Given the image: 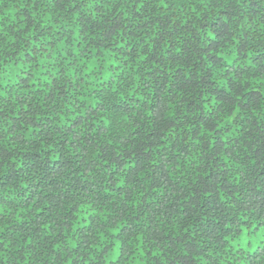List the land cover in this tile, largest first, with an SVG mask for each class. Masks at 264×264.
Returning a JSON list of instances; mask_svg holds the SVG:
<instances>
[{
  "label": "trees",
  "instance_id": "16d2710c",
  "mask_svg": "<svg viewBox=\"0 0 264 264\" xmlns=\"http://www.w3.org/2000/svg\"><path fill=\"white\" fill-rule=\"evenodd\" d=\"M5 2L53 27L0 67V264H264V0Z\"/></svg>",
  "mask_w": 264,
  "mask_h": 264
},
{
  "label": "snow or ice",
  "instance_id": "6c2138e0",
  "mask_svg": "<svg viewBox=\"0 0 264 264\" xmlns=\"http://www.w3.org/2000/svg\"><path fill=\"white\" fill-rule=\"evenodd\" d=\"M58 4L59 3H69L70 6L74 9L77 8V6L79 5V8H85V7H90L95 9L97 6H100L102 8L104 0H57ZM117 4H119V0H116ZM134 2L139 4V7L143 8L145 7L148 3L151 2V0H134ZM156 4L159 5V7L161 9L167 8L169 7V2L168 0H155ZM203 2V0H202ZM222 2V0H221ZM29 3L33 6V7H39L41 4L43 3H48L51 4L52 0H29ZM7 4L5 2V0H0V8L6 7ZM227 5H224V7H226ZM155 7V5H154ZM79 10V9H78ZM223 10V9H222ZM42 14L39 16H33L30 17V23L24 25L25 28L30 29L31 31H29L27 33V35H25L20 29H15V32L13 33L12 29H8L6 30L4 25L6 23L7 17L0 15V67L6 66L5 61L9 58L8 57V53L9 52H15L17 57L20 56L21 53L24 52L25 48L24 45L28 44L30 48L33 49H37L40 48L41 46V38H43L45 36V33L47 32L49 35H51V28L53 27V23H52V17L51 16H47L46 19L41 18ZM224 23L227 24L228 23V19L224 20ZM24 36V39L21 40L20 37ZM209 37L211 39H216V36L213 35L212 33H208ZM29 37H33L34 40H30ZM45 43L47 44L48 41H45ZM51 47H55V43L53 42L51 44ZM29 56H31V52L28 53ZM48 61H51V56H47L46 58ZM15 62V61H13ZM63 74V73H62ZM48 83H51V81H49ZM3 87H6V85L3 83L2 79H0V97H3ZM25 111H27V109H25ZM210 134V133H209ZM57 160L60 159V157L56 158ZM0 167H4L3 162L0 161ZM134 180L130 179L129 180V185L133 184ZM115 186V185H114ZM125 187L124 185H121V188ZM261 188H264V185L261 186ZM169 191H172V189H169ZM203 191L205 193H207V195L211 196L213 195V191L207 188H204ZM54 194L59 197L60 203L59 206L63 207L62 201L64 199V197H62L60 195V191L59 189L55 190ZM220 197L218 196V199ZM180 202H186L184 200L183 197H181L180 201L178 202V204ZM197 204H198V199H197ZM79 207V203H77L76 205L73 206V210L74 208ZM259 210L262 214H264V197H262L260 203H259ZM181 212H183L184 210L181 209ZM3 206L0 205V216L3 215ZM179 214V213H177ZM108 215H112L111 212L108 213ZM121 219H123V216L121 215L120 217ZM86 219V218H85ZM217 223H219V220L217 221ZM225 224H227V222H225ZM225 224H220V227L223 229L225 228ZM127 225H125L126 227ZM84 225L81 224L80 228H83ZM237 234H239V226L237 225ZM262 227H264V225H262ZM232 225L227 224V229L225 230V235L229 234V231L231 230ZM3 229L0 228V234L3 233ZM69 231H70V226H69ZM69 233L65 232L62 237H61V241L59 242L58 247L59 248H69V251L67 253H65L66 255L69 256V259H67L65 261V264H72V260L76 259V256L71 255V251L70 249H75L78 247L77 244L73 243L71 240H67L65 239V236H67ZM73 236H75V233H71ZM88 235H92L91 233H89ZM114 235H119V233H114ZM79 237H77L78 239ZM93 239H95L93 237ZM81 244H83V241H81ZM4 247V241L2 239H0V249H2ZM56 250H53V255H55ZM185 256L188 255L187 252L183 253ZM3 251H0V260H3ZM80 259H84V257H80Z\"/></svg>",
  "mask_w": 264,
  "mask_h": 264
},
{
  "label": "rangeland",
  "instance_id": "374dc122",
  "mask_svg": "<svg viewBox=\"0 0 264 264\" xmlns=\"http://www.w3.org/2000/svg\"><path fill=\"white\" fill-rule=\"evenodd\" d=\"M263 240L264 236L261 233H250V230H246L234 245L235 247L242 248L243 250L252 253ZM117 256V253H115L111 256V259H116Z\"/></svg>",
  "mask_w": 264,
  "mask_h": 264
}]
</instances>
